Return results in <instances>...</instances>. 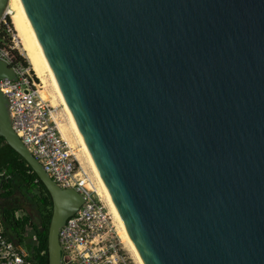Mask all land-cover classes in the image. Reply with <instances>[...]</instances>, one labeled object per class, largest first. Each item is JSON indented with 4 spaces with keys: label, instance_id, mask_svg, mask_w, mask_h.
Masks as SVG:
<instances>
[{
    "label": "water",
    "instance_id": "95a60500",
    "mask_svg": "<svg viewBox=\"0 0 264 264\" xmlns=\"http://www.w3.org/2000/svg\"><path fill=\"white\" fill-rule=\"evenodd\" d=\"M10 0H0V24ZM143 264H264V0H15ZM0 80L17 81L0 60ZM53 200L49 264L84 205L18 137Z\"/></svg>",
    "mask_w": 264,
    "mask_h": 264
},
{
    "label": "built area",
    "instance_id": "2783aa9c",
    "mask_svg": "<svg viewBox=\"0 0 264 264\" xmlns=\"http://www.w3.org/2000/svg\"><path fill=\"white\" fill-rule=\"evenodd\" d=\"M4 19L0 27L7 25ZM0 60L7 62L18 76L17 81L0 80V90L10 102L14 131L60 188L74 189L85 198L84 205L60 232L62 264H116L117 241L113 230L116 221L92 188L95 181L78 154L63 138L57 109L41 98L36 79L17 62L4 38L0 40ZM0 264H37L6 234L1 215Z\"/></svg>",
    "mask_w": 264,
    "mask_h": 264
},
{
    "label": "trees",
    "instance_id": "16d2710c",
    "mask_svg": "<svg viewBox=\"0 0 264 264\" xmlns=\"http://www.w3.org/2000/svg\"><path fill=\"white\" fill-rule=\"evenodd\" d=\"M8 23L11 24L10 19H8ZM0 31V40L9 35L6 28H1ZM14 53L17 62L25 68H29L26 59L21 57L16 50ZM18 192L24 197L28 195V200L38 205V214H35V209L26 206L25 199V204L21 208L0 210L6 234L13 240L17 239L24 243L31 233L30 238L36 237V241L29 246L33 252L32 259L37 264H49L48 239L53 215L52 197L26 160L4 138H0V199L12 200ZM22 202L20 201V203ZM23 208L28 209L25 215L20 218L16 217L18 210ZM29 210H31V214L28 212Z\"/></svg>",
    "mask_w": 264,
    "mask_h": 264
},
{
    "label": "bare ground",
    "instance_id": "6f19581e",
    "mask_svg": "<svg viewBox=\"0 0 264 264\" xmlns=\"http://www.w3.org/2000/svg\"><path fill=\"white\" fill-rule=\"evenodd\" d=\"M8 12H9V15H11V18H12V21H13V24L15 26V30L18 34L17 37H19V39L21 40L22 42V47H23V51L24 53L26 54V57L28 59V61L30 62V65H31V69L33 70V72L35 73V75L37 76L38 79H40V81L42 82L43 84V87L41 88L40 90V94H41V98L46 99V100H49L50 97L49 94L47 95V84H49L52 88L51 91H52V94L53 96L55 97V100L57 103L61 104L40 61L38 60L17 16L15 15V0H10V4H9V9H8ZM43 89H45L43 91ZM45 101V100H44ZM47 102V101H46ZM62 106V105H61ZM63 107V106H62ZM63 111L64 113L66 114L64 108H63ZM66 117H67V125L66 127L64 128L63 130V127H64V124L63 123H60V131H61V134L63 136V138L68 141L70 143V145L75 148L76 146L77 147H80V156L83 163L85 165L88 166V168L90 169L91 171V174L92 176L94 177V180H95V184H96V187H97V195L100 196V198L102 200L105 201V203L108 205L109 209H110V212L111 214L113 215L116 223H117V226H118V233H119V236H121V238L123 239L124 243L127 245V247L129 248V250L133 253V255L135 256L136 258V261H138L139 264H143L132 241L130 240L109 196L107 195L86 151L84 150L67 114H66ZM77 149V148H76ZM94 184H92V188L94 189ZM95 190V189H94Z\"/></svg>",
    "mask_w": 264,
    "mask_h": 264
},
{
    "label": "rangeland",
    "instance_id": "374dc122",
    "mask_svg": "<svg viewBox=\"0 0 264 264\" xmlns=\"http://www.w3.org/2000/svg\"><path fill=\"white\" fill-rule=\"evenodd\" d=\"M8 19H10L11 24L8 23ZM4 20L6 21V23H7L8 26L7 25H2L0 27V29L1 28L2 29H5L6 28V31L9 34L7 37L4 38L6 46L8 48H12L13 51L16 50L17 53L21 57H23L24 59H26V61L29 63V68L28 69L30 70V72L33 75V77L36 79L37 84L40 86L39 89L41 90V88L43 87V84L40 81V79L37 78V76L35 75V73L33 72V70L31 69L30 62L28 61V59L26 57V54L23 51L22 42L19 39V37H17L18 34H17L16 30H15V26L13 24L11 15L8 16V17H6ZM46 86H47V92L46 93H47V95L49 94V96L52 97V98H50L49 100H46V99H44V100L47 101L49 104H51L55 109H57L58 116L60 117L59 119L61 120L60 123H63L64 124V127H63V130H64V128L67 125V117H66V114L64 113L63 107L61 106V104H59V103L56 102L55 97L53 96L52 91H51L52 88H50L51 86L49 84H47ZM44 90L45 89H43V91ZM74 150L78 154V156H80V154H79L80 153V147H77L76 146L74 148ZM79 158L82 161L81 157H79ZM82 163H83V161H82ZM83 165L87 169V171L90 173L89 175H90L91 179L93 181H95L94 180V177L91 174L90 169L88 168V166L85 165L84 163H83ZM93 187H94L95 191H97L96 190L97 187L96 186H93ZM26 197L22 196L21 193L18 192L16 194L15 198L12 199V200H3V199H0V210H2L4 208H15V207L16 208L17 207L18 208H21V207H23L22 205L25 204V201H24V199H25L26 200V203H27L26 206L30 207L31 209H35V214L37 215L38 214V210H37L38 205L35 202L29 201L28 200V195H26ZM31 197H32V195L30 196V198ZM20 201L21 202L23 201V202L20 203ZM28 202H29V205H28ZM26 210H28V209L27 208H23V209H20V211L18 210V212L16 213V217H19L20 218L21 216L25 215ZM28 212L31 214V211L30 210ZM116 225H117V223L115 224V227L113 229L114 230V235H115L116 241H117V258H116L117 263L116 264H139L138 261H136V258L133 255V253L129 250V248L127 247V245L124 243V241L121 238V236H119L118 226L116 227ZM30 237H31V233L28 235V238L27 239H30ZM23 247H25V249L29 250L28 245H24L23 244Z\"/></svg>",
    "mask_w": 264,
    "mask_h": 264
},
{
    "label": "crops",
    "instance_id": "0c3cea01",
    "mask_svg": "<svg viewBox=\"0 0 264 264\" xmlns=\"http://www.w3.org/2000/svg\"><path fill=\"white\" fill-rule=\"evenodd\" d=\"M10 238H11V237H10ZM34 238H36V237L30 238V239H26L24 243L20 242V241L17 240V239H14V241H16V243H18V244L21 246V248H22L26 253H28V254L30 255V258H31V259H32V254H33L32 250H31L30 248H29V250L25 249V247H23V244H24V245H28V247H29L30 245H32L33 242H35V239H34Z\"/></svg>",
    "mask_w": 264,
    "mask_h": 264
},
{
    "label": "flooded vegetation",
    "instance_id": "af4514ba",
    "mask_svg": "<svg viewBox=\"0 0 264 264\" xmlns=\"http://www.w3.org/2000/svg\"><path fill=\"white\" fill-rule=\"evenodd\" d=\"M27 211V210H26ZM31 211V210H30ZM33 213V212H32Z\"/></svg>",
    "mask_w": 264,
    "mask_h": 264
}]
</instances>
